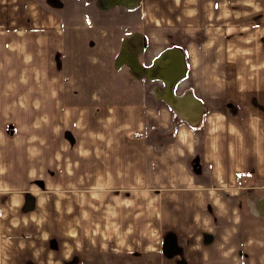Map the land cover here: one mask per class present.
<instances>
[{
	"label": "crops",
	"instance_id": "crops-1",
	"mask_svg": "<svg viewBox=\"0 0 264 264\" xmlns=\"http://www.w3.org/2000/svg\"><path fill=\"white\" fill-rule=\"evenodd\" d=\"M23 3L0 0V226L29 238V262L82 264L74 246L90 239L155 264H264V0L223 4L231 75L215 51L229 39ZM168 47L182 54L170 94L145 74ZM165 55L150 76L171 74Z\"/></svg>",
	"mask_w": 264,
	"mask_h": 264
},
{
	"label": "rangeland",
	"instance_id": "rangeland-1",
	"mask_svg": "<svg viewBox=\"0 0 264 264\" xmlns=\"http://www.w3.org/2000/svg\"><path fill=\"white\" fill-rule=\"evenodd\" d=\"M23 2L33 5L34 8L32 9H36V13L53 7L59 18L63 15L65 17L66 13H71L78 8L83 10V4H86L89 8V14H86L85 17L92 24L95 23L99 26L101 24L117 23L123 26H126V24H135L136 26L138 23H143L144 26L149 28L150 37L161 33L162 29H165L167 36H171V38L184 37L204 41L206 39H229L231 44L228 52L226 49L217 47L215 51L221 50L220 52L224 51L229 54L230 62L226 64L229 75L233 73V68L236 65L234 61L237 59L238 54V42H236L238 31L235 28L236 23H233L236 22L237 18L231 15V21L227 23V18L223 20L222 7L224 3H228L231 11H233L239 5L238 0H116V8L108 13H101L100 8L96 6L95 3L100 6L104 5L100 0H23ZM24 3L23 5H25ZM93 6L98 8V12L94 10ZM28 11L30 12L29 8L23 10V20L29 14ZM235 14H237V11H235ZM7 17L12 18L13 15L8 13ZM127 29H123L122 32H126ZM166 54L169 55L168 52ZM17 231L19 230L15 231L13 225L8 223L0 226V264H32L29 262V246L26 245L29 238L24 237L21 231L19 233ZM58 231L59 235H63L60 228L53 229L50 225L46 230V232L53 233ZM97 241L98 244L94 240L88 239L86 244L81 241L74 246L79 252L84 250L81 254L82 264H142L147 262L155 264L156 262V257L153 255L137 257L130 254L114 253L116 251L105 253L103 251L105 249L103 246L104 240ZM34 242L35 245L40 247V240H34ZM50 244H53L51 246L54 249L60 251L62 239H53Z\"/></svg>",
	"mask_w": 264,
	"mask_h": 264
},
{
	"label": "water",
	"instance_id": "water-1",
	"mask_svg": "<svg viewBox=\"0 0 264 264\" xmlns=\"http://www.w3.org/2000/svg\"><path fill=\"white\" fill-rule=\"evenodd\" d=\"M169 51H173V52H176V53H178V58H179V63H180V65H181V74L179 75V76H177L172 82H167L164 78H162L161 76H153V75H149V71H150V69L155 65V63L157 64L158 62H161V60L162 59H160V57L163 55V54H165V53H167V52H169ZM160 59V60H159ZM157 60H158V62H157ZM182 54H181V52L177 49V48H175V47H168V48H164L154 59H153V61H152V64L148 67V68H146L145 69V74H146V76L147 77H155V78H158V79H161L162 80V82H163V84H164V86H165V91H166V94H170V90H171V87L173 86V84H174V82H175V80L177 79V78H179L181 75H182ZM163 62V61H162Z\"/></svg>",
	"mask_w": 264,
	"mask_h": 264
},
{
	"label": "bare ground",
	"instance_id": "bare-ground-1",
	"mask_svg": "<svg viewBox=\"0 0 264 264\" xmlns=\"http://www.w3.org/2000/svg\"><path fill=\"white\" fill-rule=\"evenodd\" d=\"M171 52V51H170ZM177 55H178V53H176V52H171V53H169V55H165V56H168L169 58H171V62H170V65H169V69L171 68L172 69V72H171V74L170 75H165V80L166 81H168V82H172L174 79H175V77L173 76V78H168V77H171L172 75H174L175 73H176V71L178 70V68L175 66V64H174V60L177 58ZM179 74H181V71H180V73ZM178 74V75H179ZM164 76V75H163Z\"/></svg>",
	"mask_w": 264,
	"mask_h": 264
}]
</instances>
